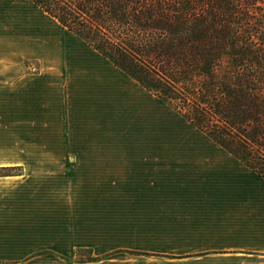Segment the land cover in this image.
<instances>
[{"label":"crops","instance_id":"0c3cea01","mask_svg":"<svg viewBox=\"0 0 264 264\" xmlns=\"http://www.w3.org/2000/svg\"><path fill=\"white\" fill-rule=\"evenodd\" d=\"M142 95L160 102L31 0H0V264H264V180L225 149L101 147Z\"/></svg>","mask_w":264,"mask_h":264},{"label":"trees","instance_id":"16d2710c","mask_svg":"<svg viewBox=\"0 0 264 264\" xmlns=\"http://www.w3.org/2000/svg\"><path fill=\"white\" fill-rule=\"evenodd\" d=\"M264 180V0H31Z\"/></svg>","mask_w":264,"mask_h":264},{"label":"rangeland","instance_id":"374dc122","mask_svg":"<svg viewBox=\"0 0 264 264\" xmlns=\"http://www.w3.org/2000/svg\"><path fill=\"white\" fill-rule=\"evenodd\" d=\"M43 65L39 60L26 61V69L31 73H38L42 69L52 68ZM139 102L141 109L135 115L109 118L111 125L110 142L101 147L128 148H160V149H218L200 130L190 125L184 118L167 104H157L151 97H145ZM116 123V124H115ZM114 126L118 128L115 131ZM130 253V251H127ZM89 249H82L76 253V260H93Z\"/></svg>","mask_w":264,"mask_h":264}]
</instances>
